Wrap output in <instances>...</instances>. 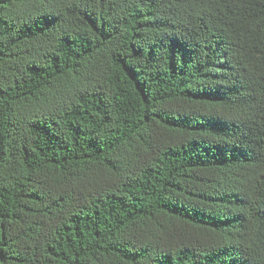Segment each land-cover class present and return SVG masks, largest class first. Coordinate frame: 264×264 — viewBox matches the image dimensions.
I'll use <instances>...</instances> for the list:
<instances>
[{
    "label": "trees",
    "instance_id": "1",
    "mask_svg": "<svg viewBox=\"0 0 264 264\" xmlns=\"http://www.w3.org/2000/svg\"><path fill=\"white\" fill-rule=\"evenodd\" d=\"M0 264H264V0H0Z\"/></svg>",
    "mask_w": 264,
    "mask_h": 264
}]
</instances>
